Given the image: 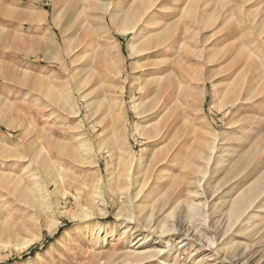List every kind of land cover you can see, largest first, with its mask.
Segmentation results:
<instances>
[{
	"label": "rangeland",
	"instance_id": "rangeland-1",
	"mask_svg": "<svg viewBox=\"0 0 264 264\" xmlns=\"http://www.w3.org/2000/svg\"><path fill=\"white\" fill-rule=\"evenodd\" d=\"M252 75L264 83V0H0V264H264V210L243 235L222 227L212 249L195 233L214 236L264 163V86ZM129 193L139 224L118 215ZM195 198L209 229L183 219ZM163 221L180 232L159 238Z\"/></svg>",
	"mask_w": 264,
	"mask_h": 264
},
{
	"label": "bare ground",
	"instance_id": "bare-ground-1",
	"mask_svg": "<svg viewBox=\"0 0 264 264\" xmlns=\"http://www.w3.org/2000/svg\"><path fill=\"white\" fill-rule=\"evenodd\" d=\"M153 1V0H152ZM156 1V0H155ZM154 3L155 2H152L147 8L144 6V8H146L145 10H144V8H143V10H144V12H141L142 13V15L139 17L140 18V20H139V22L140 21H142V19H143V17H144V15L150 10V8H153V6H154ZM148 4V3H147ZM226 5H224V7H225ZM102 7H103V11H107V12H109L108 11V9H107V7L105 6V5H102ZM142 10V11H143ZM225 12H227V11H224L223 12V17H222V22H223V24H225V25H227L228 24V22H229V19H230V16H229V14L228 13H225ZM138 13V12H137ZM140 13V14H141ZM148 14V13H147ZM129 15V14H128ZM134 15V14H133ZM107 16L109 17V19L112 21V19H113V15H112V13H106V14H104L103 15V19H106L107 18ZM127 16V15H126ZM136 17V16H135ZM138 17V16H137ZM30 19H32L31 17H30ZM30 19H28L29 21H30ZM136 23V22H135ZM131 24V23H130ZM118 27V26H117ZM134 27L135 26H130V25H127V26H124V27H120V32H122V33H128V31H132L133 29H134ZM117 30H118V28H117ZM86 31H80V33H79V38L83 41V40H86L87 38H89V36H88V33L87 34H84ZM143 36H145L144 34H143ZM147 36V35H146ZM149 36V35H148ZM88 42H90V41H87V43ZM253 42L255 43V38H254V40H253ZM129 48L132 50V51H135L136 49V45H135V47H134V43L133 42H131V44L129 45ZM140 49V48H139ZM137 50V51H135L133 54H136V56H137V54L139 55L142 51H143V53H144V49H140V50ZM145 54V53H144ZM231 56L232 55H230V54H228L227 52L224 54V57H225V61L226 62H229V60H230V58H231ZM235 72H237V70L235 71ZM232 75H234V74H232ZM250 82H253L254 84H257V83H259L258 85H261V86H264V83H262V81H261V78H260V75H252L251 77H250ZM251 86V85H250ZM141 90H142V88H141ZM248 94H249V91H246V93H245V95L244 96H242V97H244V98H242L241 100L242 101H244V102H246V101H249V98H247V96H248ZM165 98V97H164ZM239 102V101H238ZM235 103V102H234ZM240 103V102H239ZM163 104H164V102H163ZM242 104H243V102H242ZM241 104V105H242ZM244 105V104H243ZM79 149H80V153L81 154H84V153H86V147L84 146V144H83V142H80L79 143ZM215 151V147H212L211 148V152H210V156L209 157H207V158H205V161H206V168H205V170H204V168H202L201 170H200V173L203 175L202 176V179H200V180H203L204 178H205V176H206V172H207V170L209 169V167L207 168V166H210L209 164H210V161H211V159H212V157H211V155H213L212 153ZM29 165H31V164H29ZM258 165H260L261 167H260V169H258V173H257V177H255L254 179H252L251 181H250V183L247 185V186H245L240 192H238V194H236L233 198H232V200L229 202V204L225 207L226 208V210H225V212H223V214H222V216H221V218H220V220H218V221H216V223H215V226H214V229H213V231H214V236H213V234L212 235H210V237H208V236H206V233L204 232V230L203 231H201V229L200 230H197V231H195V233L196 234H198L200 237H202L203 239H204V242H205V244H206V246H208L207 248H211L212 249V246H214V244H215V242H214V239L216 238L215 237V234L216 233H218L219 232V230L222 228V227H225V231H230V230H232V228H235V226H239L238 228H240V230H238V231H240V234H242V233H244L247 229H248V227H246L249 223H250V221H253L254 219H256V217L258 216L257 215V213L258 212H260L261 210H264V163H263V161H259L258 162ZM28 166V165H27ZM130 167V166H129ZM243 168V167H242ZM255 168V167H254ZM253 168V169H254ZM259 168V167H258ZM129 169V168H128ZM126 171V173L127 172H129L128 170H125ZM131 171V170H130ZM241 171V170H240ZM133 172V171H132ZM242 172V171H241ZM138 174V173H137ZM35 175V174H34ZM34 175H30V177L29 178H32V180L34 179ZM135 175V174H134ZM134 175H131V177H133ZM136 176V175H135ZM138 176V175H137ZM126 177H127V179H130L131 180V177H130V175H129V173H127L126 174ZM134 179V178H133ZM198 179V178H197ZM18 180V179H17ZM36 180V179H35ZM199 180V179H198ZM248 180V179H247ZM127 181V180H126ZM129 181V180H128ZM132 181V180H131ZM30 182V181H29ZM202 181H198V186H197V188L194 190V193L197 195L198 194V192L200 191V192H203V191H201L202 189L200 188L201 186H200V183H201ZM21 184V180H18V181H16V184ZM129 184H132V183H130V182H128ZM195 183H197L196 181H195ZM194 183V184H195ZM15 184V185H16ZM123 185H125V183L123 184ZM142 185V184H141ZM196 185V184H195ZM18 186V185H17ZM143 186H145V184L143 185ZM142 186V187H143ZM139 186H137V188H138ZM129 188V187H128ZM127 188V189H128ZM140 188V187H139ZM195 188V187H194ZM29 189H32L33 190V192H36V193H38V198L37 199H39L40 201H45L46 200V198H47V196H48V194H47V192H44L43 190V187L36 181V182H34V184L31 186V188H29ZM142 189V188H141ZM201 189V190H200ZM23 190V189H22ZM26 190H24V192H25ZM30 191V190H29ZM29 191H28V194H29ZM139 191V193H140V189L138 190ZM23 192V191H22ZM27 192V191H26ZM125 192V191H124ZM31 194H32V192H30ZM127 193H128V191H127ZM126 192H125V194H127ZM27 194V193H26ZM30 194V195H31ZM143 194V193H142ZM141 194V195H142ZM200 194V193H199ZM203 193H201V195H202ZM22 195V194H21ZM121 195H123V194H121ZM129 195H130V193H129ZM138 195H140V194H138ZM25 196V195H24ZM125 196V195H124ZM133 196V195H132ZM200 196V195H199ZM198 196V197H199ZM138 197V196H137ZM140 197V196H139ZM202 196H200V198H201ZM120 198H122V196L120 197ZM197 198V197H196ZM195 198V199H196ZM23 199V198H22ZM138 199H140V198H138ZM138 199H137V202H138ZM203 200H204V198H202ZM15 200V199H14ZM16 200H18L20 203H23V204H26V202H27V204H30V202L29 201H24V200H21V198H18V199H16ZM103 200V199H102ZM122 200V199H121ZM126 200H127V203H125V205L127 204V207H128V213H126V214H124V215H122V213H123V211H119V217L120 218H126L128 221H132V222H135V223H138V216L135 214V210L137 209L136 207L137 206H135V202H134V200H133V197H131V195L130 196H126ZM197 200V203H193V202H190L191 204H188L187 206H184V209H185V213H186V216L183 218V219H185V222H188L189 224H191L192 222H191V220L193 219V217L195 216H198V217H201L202 218V222L204 223V227H202V228H208L209 229V227L207 226V222H208V218H209V215L207 214V211H208V209H209V207H208V205L206 204V202H203V203H201V201H198L199 199H196ZM100 201V200H99ZM136 201V200H135ZM47 202V201H46ZM102 202V201H101ZM165 202V201H164ZM124 203V202H123ZM44 204V203H43ZM100 204V203H99ZM102 204V203H101ZM47 205V204H46ZM105 205V204H104ZM104 205H103V207H104ZM124 205V204H123ZM136 205H137V203H136ZM184 205V204H183ZM99 206H101V205H99ZM122 208H125L124 206H122ZM126 209V208H125ZM138 211H139V209H138ZM215 211V210H214ZM103 212V211H102ZM148 212V211H147ZM84 213V215H87L85 212H83ZM213 213V212H212ZM144 214V213H143ZM103 215V214H102ZM170 215V217H172L171 215H172V213L170 214H168V216ZM211 215V214H210ZM174 216V215H173ZM260 216V215H259ZM144 217V216H143ZM195 217H194V219H195ZM119 219V218H118ZM177 220V219H176ZM223 220V224H221L220 222ZM143 221L145 222V227H147V229L149 228V227H153L154 225L152 224V222L154 221V214L152 213V212H150V213H148V214H146L145 215V217H144V219H143ZM161 221V220H160ZM178 221H180V220H178ZM155 222H156V220H155ZM181 222L182 221H180V224H181ZM194 222V221H193ZM143 223V222H142ZM139 224V223H138ZM151 224L153 225V226H151ZM179 224V225H180ZM200 224V223H199ZM203 225V224H202ZM194 227V226H193ZM189 228V227H188ZM250 228V227H249ZM146 229V228H145ZM156 229V228H155ZM190 229V228H189ZM188 230V229H187ZM223 230V229H222ZM156 231H158V233H159V238H161V237H163V236H169V235H171L172 233H177L178 231L180 232V228L178 227V222L177 221H174L172 224H170V225H168L167 224V222L165 221H163V223L162 224H160V227H158L157 228V230ZM85 237H93V236H99V235H101L102 233V228H101V226H98V227H96V228H87L86 230H85ZM153 232V231H152ZM185 232V231H184ZM206 232H208V231H206ZM184 234V233H183ZM189 233H185V236H189L188 235ZM239 234V233H238ZM239 234V235H240ZM217 235V234H216ZM243 235V234H242ZM238 237V236H237ZM242 237V236H241ZM163 239H164V237H163ZM186 239V238H185ZM189 239V238H188ZM187 240V239H186ZM32 241H33V239H30V240H27L25 243H24V247H26V246H28L29 244H31L32 243ZM204 244V243H203ZM238 244V243H237ZM142 245H144V243H142V244H139L138 246H136V248L135 249H133V250H136L138 247H141ZM234 245H236V244H234ZM232 246V245H229L226 249H225V251L227 252H231L232 253V255H233V259H234V257L237 255L236 253L237 252H235L236 250L234 249L235 248V246ZM242 245V244H241ZM223 246H226V244H223ZM215 247H216V245H215ZM245 247H247V246H245ZM210 250V249H209ZM235 250V251H234ZM247 249H245V251H246ZM161 251H163V250H159V251H157V252H155V253H153V252H150L151 254H149V252L148 253H142V252H133L132 254H133V257L136 259V261H145L146 259H150V258H153V257H158V256H160V254H161ZM217 252V251H216ZM149 254V255H148ZM226 255V254H225ZM229 257V256H228ZM237 257V256H236ZM232 259V261L231 262H233L234 260ZM228 260V259H227ZM229 260H230V258H229ZM147 261V260H146ZM236 261V260H235ZM131 262H133V261H131Z\"/></svg>",
	"mask_w": 264,
	"mask_h": 264
},
{
	"label": "trees",
	"instance_id": "trees-1",
	"mask_svg": "<svg viewBox=\"0 0 264 264\" xmlns=\"http://www.w3.org/2000/svg\"><path fill=\"white\" fill-rule=\"evenodd\" d=\"M35 250H36V248H35V249H30L29 254H30V255H31V254H34ZM24 257H26V255H24Z\"/></svg>",
	"mask_w": 264,
	"mask_h": 264
}]
</instances>
